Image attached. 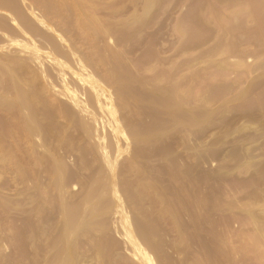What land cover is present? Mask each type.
Masks as SVG:
<instances>
[{
	"label": "rangeland",
	"instance_id": "rangeland-1",
	"mask_svg": "<svg viewBox=\"0 0 264 264\" xmlns=\"http://www.w3.org/2000/svg\"><path fill=\"white\" fill-rule=\"evenodd\" d=\"M0 1V264H264V0Z\"/></svg>",
	"mask_w": 264,
	"mask_h": 264
},
{
	"label": "bare ground",
	"instance_id": "bare-ground-1",
	"mask_svg": "<svg viewBox=\"0 0 264 264\" xmlns=\"http://www.w3.org/2000/svg\"><path fill=\"white\" fill-rule=\"evenodd\" d=\"M18 1H19V0H18ZM152 1H153V0H152ZM6 2H7V1H6ZM10 2H11V1H10ZM12 2L14 3L15 1L12 0ZM21 2H22V1H21ZM145 2H146V10H147V11H150V10H148V9H149V7L151 6V5H149L151 1H150V0H145ZM0 3H1V1H0ZM19 3H20V2H18V4H19ZM155 3H156V2H155ZM8 4H10V3H8ZM15 4H16V2H15ZM15 4H14V5H15ZM21 4H22V3H21ZM21 4H19L18 7H19ZM147 4H148V5H147ZM152 4L154 5V3H152ZM10 5H11V4H10ZM14 5H13V7H12V5H11V6L8 5V8H9V7H10V8L12 7V8L15 10L17 6H14ZM22 5H25V4H22ZM22 5H21V6H22ZM0 6H2V5H0ZM21 6H20V7H21ZM6 7H7V5H6ZM14 7H15V8H14ZM152 7H153V6H152ZM8 8H7V9H8ZM22 8L24 9L25 6H24V7L22 6ZM22 8H21V9H22ZM28 8L31 9V7H27L26 9H28ZM23 9H22V11H23ZM30 9H28L27 11H29V12L31 13ZM47 9H49V8H47ZM150 9H151V8H150ZM8 10H9V9H8ZM10 10H11V9H10ZM14 10H13V11H14ZM18 10H19V9H17V11H18ZM31 10H32V9H31ZM17 11L15 10V13H16ZM147 11H146V12H147ZM11 12H12V11H11ZM19 12H20V13H19ZM19 12H18V13L21 14V10H19ZM29 12H28V13H29ZM33 12H34V11H33ZM12 13H13V12H12ZM12 13H10V15H11ZM28 13H27V14H28ZM25 14H26V12H25ZM27 14H26V16L24 15V18H25V17H28ZM33 14H36V13L34 12V13H32V15H33ZM146 14H147V13H146ZM14 15H15V14H13L12 16L15 17V21H16L17 19H20V18H21L20 20H22V19L24 20V18L22 17L23 15H22V16H21V15H18V14H16L15 16H14ZM12 16H11V17H12ZM16 16H17V18H16ZM19 16H21V17H19ZM8 18H10V17H8ZM11 19H12V18H11ZM26 19H27V18H25V21H26ZM9 20H10V19H9ZM20 20H18V21L20 22ZM31 20H32V19H31ZM10 21H11V20H10ZM25 21H24V22H25ZM27 21H28V20H27ZM33 21H34V20H33ZM19 22H18V23H19ZM24 22H23V24H24ZM9 23H10V22H9ZM12 23H14V19H13ZM12 23H11V25H13ZM18 23H17V24H18ZM20 23H21V22H20ZM30 23H31V22H30ZM35 23L37 24L38 22H35ZM17 24H16V25H17ZM31 24H33V23H31ZM36 24H34V25H36ZM7 25H8V24H7ZM9 25H10V24H9ZM25 25H26V26H25ZM25 25H23V26L19 25V26H20L19 29H18L19 31H15L16 34H14V31L12 30L14 36H11L12 33L10 34V33L8 32V31H11V30H10L11 28H10L8 31H7V29H6V31L9 33V35H8V33H7V36H10V37H11L9 40H10V41H13V42H15V43H16V41H17V43H19L20 41L18 42V40H23V42L26 44L25 46H27V43H26L25 41H27V42L30 41V39H31V38H34V36H35L36 39H39V40H40V36H43V37L45 36L44 39H43V37H42L41 40H42V39L45 40V38H46L47 41L45 42V44H46V43L49 44V43H48L49 41H48V39H47V37H46L47 35H45L47 32H45V30H43V32H44V33H43V32L41 31V30H42V27L39 26V24H38L39 27H35V26H33V25H30V24H29L30 26H27L28 24H27L26 22H25ZM6 27H7V26H6ZM12 27H13V26H12ZM14 27H16V26L14 25ZM40 27H41V29H40ZM16 28H17V27H16ZM37 28H39L40 30H38ZM39 31L41 32V34H40ZM3 32H4V31H3ZM4 33H5V32H4ZM27 33H29V35L31 34V35H34V36H30V37H31V38H30L29 35H28ZM5 34H6V33H5ZM25 34H27V36H28L27 39H28V40L26 39V35H25ZM24 35H25V37H24ZM7 36H6V37H7ZM2 38H5V37H2ZM24 38H25L26 40H24ZM35 38H34V40H35ZM49 39H50V38H49ZM9 40H6V38H5V41H4V42H6V47L9 46V45H8V44H9V43H8ZM31 40H33V39H31ZM39 40H35L36 43H37V41L39 42ZM50 40H51V39H50ZM2 41H3V40H2ZM53 41H54V39H53ZM59 41H60V40H57V41L55 40L53 43L51 42L52 45H51V43H50V45H51L52 47H51L50 45H48V46L51 47V49L53 48L54 53H58V56H60V55L63 56V55H64L63 57L69 58V57H67V55L70 54V53L67 52L68 49H67V48H64L65 46L62 45L63 43H62L61 41H60L61 44H59ZM4 42H1V40H0V43H4ZM13 42H12V44H14L15 46H14V45H10V48H12V47L14 46V48H12V50L14 51L15 49H17V51H14V53L17 52L16 55L13 53V51L10 52L11 49L8 51V48H9V47L7 48V51L10 52V53H12V55L14 54V56H17V54H19L20 52L18 53L19 50H18L17 45H16L17 43L15 44V43H13ZM23 42H21V43H23ZM32 42H33V41H32ZM7 43H8V44H7ZM10 43H11V42H10ZM21 43L18 44V45H20V48H21V46H22ZM24 43H23V44H24ZM34 43H35V42H34ZM34 43H30V44H29V42H28V46L32 47V49L34 50V54H39L41 51H40V52H37V51L40 50L41 46H43V47H42V49H43V48H45L44 46L47 45V44H46V45L43 44V43L40 41V43H42V44L38 43V46L41 45L40 48H38L37 44L35 43L36 48L39 49V50L37 49V51H36L37 53H36V52H35V49H34L35 47L33 48V46H32V44L34 45ZM0 45H1V44H0ZM2 45H3V44H2ZM11 46H12V47H11ZM0 47H1V46H0ZM3 47L5 48V45L2 46L1 48H3ZM22 47H23L24 50H28V49H29V48L26 49V47L24 48V45H23ZM46 47H47V46H46ZM32 49H31V50H28V51H31V52H32ZM42 49H41V50H42ZM65 49H66V50H65ZM43 50H44V49H43ZM28 51H27V52H28ZM45 51H46V50H45ZM55 51H56V52H55ZM5 52H6V48H5ZM8 52H6V53H8ZM22 52H24V51L22 50L21 53H22ZM27 52H24V53H26V54H30L29 52H28V53H27ZM10 53H9V55H10ZM22 54H23V53H22ZM31 54H33V53H31ZM34 54H33V55H34ZM66 54H67V55H66ZM12 55H10V56L12 57ZM23 55H24V54H23ZM49 55L52 57L54 54L51 55V52H50V54L43 55L44 58H43V57H40L41 55H40L39 57H40V59L43 58L44 60H46L45 56L47 57V56H49ZM65 55H66V56H65ZM14 56H13V58H15ZM19 56H20V54L15 58V60H17V58H18V59H19V58H23V56H21V57H19ZM24 56H26V55H24ZM28 56H29V55H28ZM28 56H26L27 59H29V57L32 56V55H30L29 57H28ZM34 56H36V55H34ZM34 56H33V59H32V57H30V59H32V60H36V61H37L38 58L36 59V57H38V56H36L35 59H34ZM70 56H71V55H70ZM51 57H50V60H49V59L46 60L47 63L51 64L49 67H46V68H48V69L51 68L52 64L55 63V62L53 63L54 60H52L53 58L51 59ZM54 57H56V55H55ZM71 57H72V56H71ZM47 58H48V57H47ZM66 58H65V59H64V58H59V59H57V61L60 62V59H64V60H66ZM40 59H39V60H40ZM39 60H38V61H39ZM44 60H43V62H44ZM55 60H56V59H55ZM72 60H73L72 62H74V63L77 62V63H76L77 65H78V63L80 64L79 61H74V59H72ZM26 61H27V60H26ZM29 61H30V60H29ZM48 61H49V62H48ZM51 61H52V62H51ZM40 62H41V63H40ZM43 62H42V60L39 61V63H40L39 65L42 66ZM46 62H45V63H46ZM61 62H63V61H61ZM65 62H67V65H68V64L71 62V60L68 61V59H67ZM72 62H71V63H72ZM30 63H31V61H30ZM34 63L36 64L35 61L33 62V64H32V63H31V64L34 65ZM47 63H46L45 65L43 64V67H45V66L47 65ZM74 63H72V64H74ZM37 64H38V63H37ZM49 64H48V65H49ZM55 64H56V63H55ZM48 65H47V66H48ZM63 65H64V64H63ZM69 65H71V64H69ZM80 65H82V64H80ZM41 66H40V68H41ZM58 66H59L58 64L55 65V67H56V72H55V73H56V76L59 75V77H60V74H59V73H60L61 71L59 72L58 70H59V68H60L62 65L59 66V68H58ZM75 66H76V65H75ZM34 67H35V66H34ZM36 67H38V65H36ZM53 67H54V66H52L51 69H54ZM79 67H80V66L78 65V68H79ZM38 68H39V67H38ZM38 68H37V69H38ZM80 68H82V67H80ZM51 69H50V70H47V71H45L46 69H45L44 71H43V69H40V71H42V72H44V73H46V72L49 71V72L51 73ZM57 69H58V70H57ZM61 69H62V67L60 68V70H61ZM83 69H84V68H83ZM37 71L40 72L39 70H37ZM53 71H55V70H53ZM35 72H36V71H35ZM7 73H8V72H7ZM50 73H46V74H50ZM55 73L53 72V74H55ZM51 74H52V73H51ZM51 74H50V75H51ZM57 74H58V75H57ZM10 76H11V75H10ZM53 77H54V76H53ZM59 77H58V79H61V78H59ZM10 78H11V77H10ZM47 78H48V77H47ZM51 78H52V77H51ZM11 79H12V78H11ZM58 79H57V81H58ZM12 81H13V80H12ZM14 81H15V79H14ZM14 81H13V83H14ZM79 81H80V80H78V82H79ZM58 82H59V81H58ZM62 82H64V81L62 80ZM13 83H12V84H13ZM60 83H61V81H60ZM65 83H66V82H64V84H65ZM79 83H80V82H79ZM14 84H15V83H14ZM14 84H13V85H14ZM58 84H59V83H58ZM62 84H63V83H61V84H59V85H61V87L67 85V84H66V85H64V84L62 85ZM15 86L17 87V84H16ZM73 86L75 87L74 89H73ZM73 86H72V88H71V89H72L71 91L77 89V87H78L77 84H76V86H75V84H74ZM95 86H96V84H95ZM97 86H98V85H97ZM89 87H90V86H89ZM64 88H65V87H64ZM78 88L80 89L81 87H78ZM92 88H93V87H92ZM84 89H85V88H84ZM90 89H91V88H90ZM77 90H78V89H77ZM91 90H92V89H91ZM78 91H79V93L81 94L80 90H78ZM78 91H77V92H78ZM88 91H89V90H88ZM99 91H100V90H99ZM20 92H21V91H20ZM83 92H84V91H83ZM86 92H87V90L85 91V93H82V94H81V95L84 94V96H85V97L83 98V101H82V98L80 97L81 100H80V99H79V100H80L81 102H79V104H76V103L79 101L78 98H77V100H76L77 102H74L76 105H79V107L81 108L80 110H81L82 112L85 111V110H83V105L85 104L84 102H86V99L89 100V98L91 97V94H87L88 92H87V93H86ZM96 92H97L96 90L93 92L94 95L96 94ZM23 93L25 94V92H22V94H23ZM26 93L28 94V92H26ZM74 93H75V91H74ZM74 93H73V94H74ZM89 93H91V91H89ZM27 94H25V95L27 96ZM80 94H79V95H80ZM85 94H86V95H89L90 97H87V98H86V95H85ZM16 95H17V94H16ZM25 95H23V97H24ZM100 95H101V94H100ZM17 97H18V95H17ZM74 97H75V99H76V96H75V95H74ZM77 97H78V96H77ZM100 97H103V96H100ZM26 98H28V97H26ZM92 99H93V98L91 97L90 101H91ZM72 100L74 101V98L71 99L70 102H72ZM94 100H95V99H93L92 101H93V103H95V106L97 105V106L99 107V106H100L99 104H101V103L97 104ZM98 100H99V99H98ZM98 100H97V101H98ZM19 101H20V100H19ZM28 101H29V99H28ZM100 101L102 102L101 105H103L104 102L101 100V98H100L99 102H100ZM105 102H106V101H105ZM21 103H22V102H21ZM80 103H81V104H80ZM82 103H83V105H82ZM86 103H87V102H86ZM88 103H90V102L88 101ZM22 104H23V103H22ZM28 104H29V103H28ZM28 104H24V106L27 107ZM71 104H73V102H72ZM75 104H74V107H73V105L71 106V107H73L74 109L77 107V106L75 107ZM106 104H107V102H106ZM30 105H31V103H30ZM80 105H82V106H80ZM91 105H93V104H91ZM24 106H22V107H24ZM69 106H70V105H69ZM88 106H90V105L88 104ZM93 106H94V105H93ZM95 106H94V107H95ZM108 106H110V105H108ZM79 107H78V108H79ZM105 107H106V106H105ZM78 108H76V109H78ZM90 108H91V107H90ZM96 108H97V107H95V109H94V113H95V111L97 112V109H96ZM99 108H100V107H99ZM99 108H98V109H99ZM107 108H111V107H107ZM107 108H106V109H107ZM23 109H24V108H23ZM101 109H102V107L100 108V111H101ZM78 110H79V109H78ZM103 110H104V109H103ZM112 110H113V109H112ZM26 111H28V110H26ZM89 111L92 112L93 110L91 111V109H90ZM98 111H99V110H98ZM90 112H89V117H88V118H90V114H91ZM110 112H111V111H110ZM83 113H84V114H83ZM83 113H82L83 115L88 114V113H85V112H83ZM100 113H101V112H100ZM102 113H103V112H102ZM112 113H113V112H112ZM97 115H99V114H97ZM104 115H105V114H104ZM100 116H101V115H100ZM107 116H108V115H107ZM94 117H95V116H94ZM94 117H93V118H94ZM103 117H104V119H100L102 122H103V120H105L106 118H109V117H106V118H105V116H103ZM91 118H92V114H91ZM96 118H97V117H96ZM98 118H99V117H98ZM109 119H111V118H109ZM96 120H97L98 122L100 121V120H98V119H96ZM106 120H107V119H106ZM106 120H105V121H106ZM97 121H96V122H97ZM84 122H85V124H87L86 122H88V121L86 120V121H84ZM102 122H101V123H102ZM107 122H108V121H107ZM89 123H90V121H89ZM101 123L99 122V123H98V126H99ZM108 123H109V122H108ZM102 124H103V123H102ZM106 124H107V123H106ZM82 125H84V123H82ZM88 125H89V124H88ZM110 125H111V124H110ZM112 125H113V124H112ZM101 126H102V125H101ZM101 126H99V130H100L101 133H102V130H103V129H102V130L100 129ZM85 127H87V129H89L87 125H86ZM105 127H107V126H105ZM114 127H115V126H114ZM83 128H84V127H83ZM107 128H108V127H107ZM107 128H106V129H107ZM85 129H86V128H85ZM112 129H113V127H112ZM89 130L91 131V128H90ZM104 130H105V129H104ZM110 130H111V129H110ZM113 130H114V129H113ZM90 131H89V133H90ZM108 131H109V129H108ZM105 132H106V131H105ZM36 133H37V132H36ZM92 133H93V132H92ZM109 133H111V131H109ZM32 135H34V134H32ZM90 135H91V133H90ZM104 135H105V133H104ZM109 135H110V134H109ZM37 136H38V135H37ZM91 136H93V135H91ZM91 136H90V137H91ZM101 136H102V135H101ZM101 136H100V137H101ZM106 136H107V135H106ZM110 136H111V135H110ZM33 137L35 138V136H33ZM93 137H94V136H93ZM104 137H105V136H104ZM111 137H112V136H111ZM106 138H107V137H105V139H106ZM102 139H103V138H101V140H102ZM110 140H111V139H110ZM98 141H100V140H98ZM103 141H104V140H103ZM106 141H108V139H106ZM108 142H109V141H108ZM109 143H111V142H109ZM106 144H107V142H106ZM102 145H103V144H102ZM107 145H109V144H107ZM105 149H106V147H105ZM109 149H110V146H109ZM110 151H111V149H110ZM59 173H60V172H59ZM60 174H61V173H60ZM62 174H63V173H62ZM106 179H107V178H106ZM105 181H106V180H105ZM107 182H108V180L106 181V183H107ZM107 184H109V183H107ZM104 186H105V185H104ZM109 186H110V185H109ZM90 195H91V194H90ZM91 199H92V197H91ZM75 214H76V213H75ZM122 225H124V224H122ZM122 225H121V227L123 228ZM125 226H126V225H125ZM139 248H141V246H140ZM138 252H139V251H138ZM144 253H145V252H144ZM146 253H148V252H146ZM132 254H133V253H132ZM134 255H135V254H134ZM132 256H133V255H132ZM135 257H136V256H135ZM142 257H143V256H142ZM133 258H134V257H133ZM143 258H144V257H143ZM135 259H136V258H135ZM139 259H140V258H139ZM139 259H138V260H139ZM147 260H148V259H147ZM150 261H151V260H150ZM150 261H149V263H150ZM146 262H147V261H146ZM151 263H152V262H151Z\"/></svg>",
	"mask_w": 264,
	"mask_h": 264
}]
</instances>
